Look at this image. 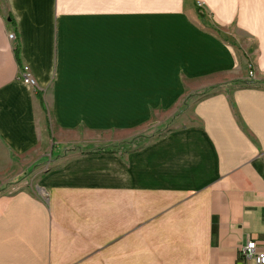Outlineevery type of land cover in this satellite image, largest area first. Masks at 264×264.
I'll return each mask as SVG.
<instances>
[{"label": "crops", "instance_id": "crops-1", "mask_svg": "<svg viewBox=\"0 0 264 264\" xmlns=\"http://www.w3.org/2000/svg\"><path fill=\"white\" fill-rule=\"evenodd\" d=\"M45 155L40 191L0 193V264H248L264 0H0V186Z\"/></svg>", "mask_w": 264, "mask_h": 264}, {"label": "rangeland", "instance_id": "rangeland-1", "mask_svg": "<svg viewBox=\"0 0 264 264\" xmlns=\"http://www.w3.org/2000/svg\"><path fill=\"white\" fill-rule=\"evenodd\" d=\"M11 32L14 33L13 31ZM247 73H248V70H247ZM252 78H249V79H252ZM184 108H186L185 105L184 106L181 105V108L179 109L180 112ZM185 113L186 112L181 113L179 115V118L176 120V123H172V125L168 123H164L161 126V130L171 128L175 124H179V122L180 124L185 122L186 120L184 118ZM106 137H108V135ZM48 159H50L48 155H45L40 160L34 159V158H30L29 160H23L17 157L13 158V161H14L13 169L8 171V173L6 174V177H9V179H7L5 184L0 186V193L1 192L2 193L3 192L12 193L20 189H31L34 192H36L35 187H36V184L38 183L37 182L38 179L41 177L44 170L49 167V164H51V163H48ZM53 159L54 158L50 159V162Z\"/></svg>", "mask_w": 264, "mask_h": 264}, {"label": "built area", "instance_id": "built-area-1", "mask_svg": "<svg viewBox=\"0 0 264 264\" xmlns=\"http://www.w3.org/2000/svg\"><path fill=\"white\" fill-rule=\"evenodd\" d=\"M9 39H14V33L8 34ZM249 78L254 76V72L252 66H248V73ZM19 79L26 85L34 86L35 79L27 65H22L18 75ZM239 258L243 261L247 262L248 264H264V251L258 250L255 244V241L248 239L245 243L239 246Z\"/></svg>", "mask_w": 264, "mask_h": 264}, {"label": "trees", "instance_id": "trees-1", "mask_svg": "<svg viewBox=\"0 0 264 264\" xmlns=\"http://www.w3.org/2000/svg\"><path fill=\"white\" fill-rule=\"evenodd\" d=\"M13 52H14L15 58L17 60H19V44H18V42H15V44H13ZM246 83H250V82H246ZM231 106L233 107L232 102H231Z\"/></svg>", "mask_w": 264, "mask_h": 264}, {"label": "water", "instance_id": "water-1", "mask_svg": "<svg viewBox=\"0 0 264 264\" xmlns=\"http://www.w3.org/2000/svg\"><path fill=\"white\" fill-rule=\"evenodd\" d=\"M36 189H37V191H40L39 188H36Z\"/></svg>", "mask_w": 264, "mask_h": 264}]
</instances>
